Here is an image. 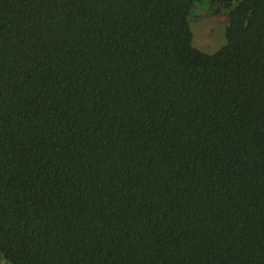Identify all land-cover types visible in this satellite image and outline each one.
Listing matches in <instances>:
<instances>
[{
  "label": "trees",
  "instance_id": "1",
  "mask_svg": "<svg viewBox=\"0 0 264 264\" xmlns=\"http://www.w3.org/2000/svg\"><path fill=\"white\" fill-rule=\"evenodd\" d=\"M0 264H264V0H0Z\"/></svg>",
  "mask_w": 264,
  "mask_h": 264
},
{
  "label": "rangeland",
  "instance_id": "2",
  "mask_svg": "<svg viewBox=\"0 0 264 264\" xmlns=\"http://www.w3.org/2000/svg\"><path fill=\"white\" fill-rule=\"evenodd\" d=\"M201 7L206 9L201 10ZM195 13H200V15L197 16L198 14ZM193 17H196L193 18L191 24L193 44L197 49L207 54L217 52L225 44L224 31L227 21L225 14L217 12L210 5L208 7V5L203 4L195 8Z\"/></svg>",
  "mask_w": 264,
  "mask_h": 264
}]
</instances>
